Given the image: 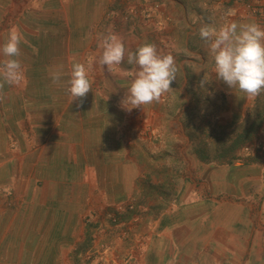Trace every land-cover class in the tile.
<instances>
[{
    "label": "crops",
    "instance_id": "1",
    "mask_svg": "<svg viewBox=\"0 0 264 264\" xmlns=\"http://www.w3.org/2000/svg\"><path fill=\"white\" fill-rule=\"evenodd\" d=\"M130 1L150 16L132 29H117L125 39L124 59L109 69L99 63L103 39L111 9L126 0H0V48L12 30L22 36V79L9 85L0 76V264H91L83 253L92 227L123 264H264V128L238 165L195 160L172 195L156 187L157 208L151 202L149 209L117 211L159 183L147 176L140 190L136 153L170 145L165 131L136 127L165 120L163 108L158 113L151 103L141 113L119 111L113 100L135 79L129 69L139 71L129 55L146 43L174 57L180 78L170 87L190 91L194 102L200 83L190 75L204 71L213 73L217 90L232 96L217 79L209 49L198 53L194 41L205 24L264 27V0H161L157 9L153 0ZM6 59L0 51V66ZM74 63L85 65L92 83L81 107L67 91ZM56 70L63 73L58 84L51 77ZM238 97L245 115L255 96L241 91ZM172 141L191 150L180 134ZM113 214L122 224L112 225ZM89 215L98 220L91 227Z\"/></svg>",
    "mask_w": 264,
    "mask_h": 264
},
{
    "label": "rangeland",
    "instance_id": "2",
    "mask_svg": "<svg viewBox=\"0 0 264 264\" xmlns=\"http://www.w3.org/2000/svg\"><path fill=\"white\" fill-rule=\"evenodd\" d=\"M153 1V6L157 5V7H159L162 2L161 0ZM157 7L155 9H157ZM111 12H116L115 15L117 18H120L124 13L131 17L128 22L115 19L111 20V28L108 29V32H111L112 34H114L117 29H121L122 31H125V29H132V25L136 24L137 21L142 20L141 22H146L149 18H142L145 13L138 9L137 6H133L130 0H126L121 7L111 9L110 13ZM149 12L151 13V10H149ZM118 25L120 26L119 28ZM215 25L216 24L213 26ZM197 40L198 41H194V43L199 46L198 53H200L202 49L208 50L207 43H202L204 40ZM122 43H125V39ZM164 52L165 51L163 50V53ZM201 57L203 58V56ZM199 61V66L205 64V59L200 58ZM213 63L215 64L214 61ZM132 69H129L131 70L129 71L130 73L125 71L123 74L127 75L128 73L129 77L132 79L135 78L136 72ZM200 73L197 75L192 73L190 75V78L195 79L197 83H200L203 78L207 81L203 87H201L200 84L198 85V100L196 102H194L195 95L190 91L184 88L178 89L171 87L172 89L164 94L159 102H153L152 107L154 110H157L158 113H161L160 110L163 108L164 115L166 116L165 113H167L168 119L164 116L165 120H161V123L159 121L157 122L156 119H153L151 122L148 120L146 123H136V127L145 129V132L150 131L153 126L154 128L156 127V129L158 128L165 131L167 139L166 143L172 148L167 146L168 150L161 152L147 153L140 151L136 153V158L139 159L140 165L138 170L137 167L134 166V172L137 179H139L140 190H143L142 185L143 183L145 184L144 179H146L147 176L153 175L156 180H159V183L156 184L153 190L149 191L148 195L145 193L140 194L139 197H141L142 200L137 201L136 204L134 203L133 210H127V204L123 205L122 210L126 209L132 213L131 211L136 212V208L137 210L139 208L149 209L150 207L148 206L152 207L151 202L154 204V208H157V188L160 190L162 187L163 189H170V192L166 190L167 193H165V195H172L175 192V186L182 180L184 182L188 175L190 176V170L195 160L208 166L224 163L230 165L233 163V166H236L241 158L249 155L254 143L258 139H261L260 130L264 128V113L261 122L257 124L256 121L258 112L263 111L264 107L257 104V96H255L253 103L247 108L249 111H244L245 115H241V112H239L240 105L236 102V100L240 98H237V95L241 93V90H239L238 87L231 88L230 90L234 94L228 96L220 90H217V87L215 86L217 81L214 79L213 73L207 71ZM179 78L177 72L176 81H178ZM186 79L188 81L189 77ZM223 85L226 86L227 84L224 83ZM125 91H129V88L118 89V98L113 99L117 105L115 107L119 111H129L121 104L122 99L127 95L125 94ZM207 91L209 94H215V98L211 100L208 96H204L209 95L207 94ZM149 105L150 104L143 105L142 107L146 106L145 108H149ZM142 107L132 108L131 110L136 111L135 113H141ZM178 134H180L184 143L186 139H188L189 144H192L190 151L186 152L183 150V144L180 146L173 143L172 138ZM169 142L171 143L169 144ZM178 146L180 147L178 148ZM159 160L162 161L164 165L162 164L160 166L158 164ZM197 170H199V167ZM162 196H164V194H162ZM83 220H85V218Z\"/></svg>",
    "mask_w": 264,
    "mask_h": 264
},
{
    "label": "clouds",
    "instance_id": "3",
    "mask_svg": "<svg viewBox=\"0 0 264 264\" xmlns=\"http://www.w3.org/2000/svg\"><path fill=\"white\" fill-rule=\"evenodd\" d=\"M146 17L143 14L142 18ZM199 34L207 43L214 59L217 79L223 81L229 88L238 87L249 96H258L264 91V27L256 23L242 25L226 23L217 29L205 24L200 28ZM21 40V34L17 30H12L7 42L0 48L3 55L8 57L0 66V76L9 85L18 84L22 79V65L17 59L21 54ZM102 46L103 53L99 60L101 65L111 69L113 65L122 63L125 48L117 35L110 32L104 37ZM133 59L139 71L130 85L129 94L121 102L129 111L132 108L159 102L161 97L172 89L170 85L177 78L178 71L174 57L171 54H159L152 43H146L140 46L135 54H130L129 63H132ZM62 74L61 70L51 73L54 84L60 82ZM67 83L71 103L78 100L77 107H81L92 89L84 64L72 65ZM205 83L207 81L203 78L200 86L203 87ZM0 88H3L2 84Z\"/></svg>",
    "mask_w": 264,
    "mask_h": 264
},
{
    "label": "built area",
    "instance_id": "4",
    "mask_svg": "<svg viewBox=\"0 0 264 264\" xmlns=\"http://www.w3.org/2000/svg\"><path fill=\"white\" fill-rule=\"evenodd\" d=\"M157 5H154V8H156ZM116 12H111L110 15L113 19H118L123 22H128L131 17L130 15L124 13V15H121L120 18H117L115 15ZM150 16L149 13H145L144 17ZM134 201L129 202L127 204V210H133L134 209ZM123 207V206H122ZM122 207H119L117 211L122 210ZM110 222L112 225H119L122 224V220L118 218L116 214L110 215L109 217ZM98 220L95 219L94 215H89L86 218V223L89 224H96ZM99 227V225H98ZM96 229H100V227ZM103 227V226H102ZM94 227H92V231H90V244L86 251L83 253L84 256L87 258V261L91 264H123L122 257L118 254L115 247H113L112 243H107L103 239L99 238V234H97L94 230ZM104 229V228H103Z\"/></svg>",
    "mask_w": 264,
    "mask_h": 264
},
{
    "label": "trees",
    "instance_id": "5",
    "mask_svg": "<svg viewBox=\"0 0 264 264\" xmlns=\"http://www.w3.org/2000/svg\"><path fill=\"white\" fill-rule=\"evenodd\" d=\"M256 102L257 104H260L262 107H264V92H261V94L257 96ZM263 113H264V108L263 111L258 112L257 121H256L257 124L261 122V119L263 118ZM89 240H90V236L87 234V242H89Z\"/></svg>",
    "mask_w": 264,
    "mask_h": 264
}]
</instances>
